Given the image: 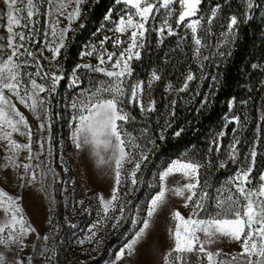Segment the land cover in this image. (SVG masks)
I'll return each mask as SVG.
<instances>
[{
    "label": "snow or ice",
    "instance_id": "1",
    "mask_svg": "<svg viewBox=\"0 0 264 264\" xmlns=\"http://www.w3.org/2000/svg\"><path fill=\"white\" fill-rule=\"evenodd\" d=\"M3 2L5 11L0 19L6 16L4 25L6 35L0 39L6 40L2 47L11 51L0 52V142H3L0 143V149L3 150L0 159L4 161L0 167L11 168L16 172V178L21 181L20 187L38 186V191L48 198L51 212L55 204L54 185L60 176L52 163L53 117L55 115L60 119H66L69 128L67 141L60 142L59 163L62 170L65 173L69 171L64 144L70 142L77 154L84 151L90 153L100 169L101 176H111L114 173V184L107 182L109 188L107 198L103 194L91 197L89 207H83L84 199L76 200L75 196L72 197L74 210L75 205H79L85 212L90 211L93 198L98 201L97 219L89 225L87 235L75 240L81 247L85 243L98 245L100 241L96 240V237L101 230L109 223L112 229H117L126 218L125 212L131 203L127 198L130 192L136 190L137 185L143 183L138 173L149 160L152 147L156 143L154 139L146 136L147 128L137 136L125 127L136 119L129 106L139 107L141 113L155 111V101L147 93L151 90L152 82L161 79L157 71L153 70L147 82V89L144 81H132L134 69L131 61L133 58L140 60V49L145 47L146 34L149 31L157 33L160 37L158 43H162L165 31L170 36L175 35L181 26L185 29L181 41L187 40L190 31L193 59L207 60V56L202 57L201 49L208 47V38L213 35V24L220 19L219 14L223 11V6L216 3L205 12L201 8L203 0H178L177 15L175 7L177 0H115L117 5H123L118 19H112V9H109L103 18L106 24L111 25L108 31L114 35L111 37L105 35L98 44L90 43L85 46V51L81 52V58L95 57L97 63L76 64L72 69L70 84L80 86L84 83V77H87L88 86L80 88V91L70 98L65 97L64 110L67 113L65 117L64 112L54 114L52 111V101L58 94V85L65 78L64 69L57 60L62 54L61 50L66 47L68 33L74 30L73 23L82 15L86 0H27V18L23 24L20 13H23L24 9L16 7L18 0ZM228 2L229 0H225V3ZM41 7L45 8L44 15L49 17L48 27L44 33L45 43L33 51L26 47V44L39 35L32 18L40 15ZM257 7L259 5L256 0H243L244 11L239 15L230 14L226 23L220 25L222 39L216 44L219 56L231 54L219 51L220 46L235 43L240 23L251 20L252 12ZM158 16L160 23L156 26ZM59 17H66L65 26H60ZM173 18L175 28L171 22ZM150 20L152 25L146 27ZM106 24H102L97 31H102ZM18 27L27 28V33L16 31ZM129 32L128 40H121L120 36ZM109 41L114 49H121L118 54L116 51H108L105 45ZM124 43H127V47H123ZM44 49L51 53L50 57L43 56ZM41 58L49 62L50 70L44 69ZM252 67L264 68L258 64H253ZM53 68L55 70H51ZM93 74H100L102 78H94ZM38 78L42 82L38 83ZM194 79L195 75L189 71L178 91H186L189 82ZM215 79L214 76L213 80ZM41 93L45 95L42 96ZM13 98L33 114L38 121L36 128L29 123ZM234 100L235 98L228 103L230 110L234 106ZM247 103L241 101L242 105ZM175 104V100L171 101L173 116ZM224 121L225 128L228 123L235 122L237 127L233 129L234 133L242 127L238 115H225ZM166 124L167 127L171 126L168 122ZM164 131L166 128L161 130L159 136L161 140L165 138ZM182 131L183 129H180L174 135L179 137ZM254 131L255 135L250 141L248 152L242 159L237 149L240 141L233 136L225 155L228 160L239 166L235 173L227 178V187L222 185L216 190L215 197L208 191L210 186L207 180L202 182L201 169L212 166L213 149L219 156L221 139L226 134L223 129L212 137L207 154L202 159L185 151L161 165L153 174V180L157 183L154 194H151L146 202V215L142 221L138 219L142 209L137 205V216L132 218L133 224L142 226L138 227L131 238L115 253V259L106 264H124L126 253L130 256L136 250L138 243L155 222L154 217L160 210L170 206V197L181 198L183 206L190 208V213L185 216L178 209L171 211L174 228H169V235L174 246L169 248L164 257L165 264H264V171L260 173L257 184H253L252 177L260 154L258 149L264 143V106ZM14 135L26 138L27 142H20ZM141 137L144 138L143 143L140 142ZM35 145H38L36 150ZM23 152H27V155L22 160ZM45 152V159L41 160L40 157ZM126 164L132 167L126 168ZM217 166L224 167L225 161L218 160ZM21 168L23 172H19ZM177 173L180 174V179H173L170 186L169 178ZM149 187L153 188V183H149ZM221 189L227 194L222 195ZM71 191L75 192V187ZM62 192L66 194L68 189L65 187ZM21 199V196L10 195L0 188V210L4 214V219L0 221V246L4 249L0 251V264H35V258L43 257L49 252L51 257L47 259L51 262L57 256L56 236L62 223L54 216H50L46 221L48 231L41 235L24 215ZM213 199L215 204L210 203ZM63 223L68 225L69 230L77 228V224L72 223L67 216L63 218ZM30 234H35L36 240L32 244V253L24 257L20 253L29 247L26 241ZM49 240L53 241L51 247L48 244ZM220 240L237 242L240 251L225 254L219 248L210 250L209 246Z\"/></svg>",
    "mask_w": 264,
    "mask_h": 264
},
{
    "label": "trees",
    "instance_id": "2",
    "mask_svg": "<svg viewBox=\"0 0 264 264\" xmlns=\"http://www.w3.org/2000/svg\"><path fill=\"white\" fill-rule=\"evenodd\" d=\"M214 2V1H213ZM224 8H228L227 14H240L237 0H218ZM259 7L252 12V19L246 23H240L237 38L234 44H230L225 53L230 55L223 57L218 53L209 52L202 55L208 59H193V50L190 47L167 48L159 52L143 51L140 60L134 65L135 75L145 77V71L150 66L157 69L161 79L157 81L151 90V98L155 101V111L141 113L139 107L132 106L129 110L136 117L134 122L127 124L128 129L137 136L141 135L144 128L148 129L146 136L156 141L152 147L149 160L142 166L138 173L143 183L137 185L132 191L134 197L142 202L147 200L145 187L153 174L161 165L176 158L182 151L191 150L196 157L202 159L207 154L210 140L223 129L224 117L230 111L229 101L233 98L235 110L241 118L242 127L238 132L231 134V126L226 127V138L221 141L219 156L213 149L212 166L201 169V180H207L208 185L214 184L217 173L222 174L231 165L225 153L228 145L233 141L230 136L240 141L237 147L241 152L250 146L249 138L255 129L258 117L264 106V68H253V64L264 66V0H256ZM115 0H86L83 5L81 24L76 26L68 34L66 47L61 51L60 61L65 76L77 64L82 48L89 42L101 39L104 29H97L105 24L104 16L109 9L116 10ZM203 65V67H201ZM191 71L194 79L189 88L179 92L182 79ZM216 77L213 80V77ZM171 85V87H169ZM61 93V92H59ZM59 99L54 97L53 103H62V94ZM175 100V115H171L173 108L171 101ZM241 101H247L242 105ZM166 122L171 126L167 127ZM53 137L56 136V123H53ZM64 127H62L63 129ZM164 131V139H159L161 130ZM183 129L179 137L174 133ZM229 138V139H228ZM141 143L144 138L141 137ZM151 147V146H150ZM259 155L254 167L253 175L257 177L264 171V143L258 149ZM218 160H224L225 166L218 167ZM55 197L59 217L63 213V203L59 190L56 187Z\"/></svg>",
    "mask_w": 264,
    "mask_h": 264
},
{
    "label": "rangeland",
    "instance_id": "3",
    "mask_svg": "<svg viewBox=\"0 0 264 264\" xmlns=\"http://www.w3.org/2000/svg\"><path fill=\"white\" fill-rule=\"evenodd\" d=\"M214 1V2H213ZM218 0H203V3L201 5V8L207 12L211 6H214L215 2ZM240 10L243 8V0H237ZM219 3V2H218ZM26 5L27 0H18V3L16 5L17 8L24 9L23 13H20L22 15V24L26 22L27 18V11H26ZM117 5V4H116ZM177 9V15L179 10V4L178 0L175 5ZM123 8V5H118V8L116 10H113L112 19H118V14L120 13L121 9ZM69 11L71 8L68 9ZM5 11V4L3 0H0V16L4 14ZM45 8L41 7V13L38 16H34L32 19L35 21V28L39 32L38 36H35L34 39L26 44V47H30L33 51H36V49L40 48L44 43V33L45 29L48 27V21L49 17L44 15ZM228 8L223 7V11L219 14L220 19L216 20L213 24V35L208 38V47L202 48L201 53L202 55L207 54L209 52L218 53L216 44L218 40H221L220 32L221 24L226 23L227 18L230 16V14H227ZM61 20V27L65 26L67 24L66 17H59ZM173 27L175 28V18L172 19ZM160 18L157 17L156 26H159ZM6 24V16L3 19H0V37H3L6 35V29L4 25ZM81 24V17L79 20L75 21L73 23V29ZM106 24V23H105ZM152 25V21H149V24L146 25V27H150ZM29 27H32V25H29ZM111 27L110 24H106V27L104 28V34L102 35V38L105 35L113 36L114 34L110 31H108V28ZM16 31H25L27 33V28L18 27L15 29ZM177 34L175 35H168L165 31V35L163 37V42L158 43L160 37L157 33L149 31L146 34V43L145 47L143 49H140L141 54L143 51L149 52H159L160 50H164L163 54L166 53L167 48H173V47H180V48H187L190 47L192 49V41H191V35L189 31V35L187 40L181 41V36L184 34V27L181 26L177 30ZM69 34V33H68ZM119 35V34H117ZM128 36H130V32L124 35H121L120 38L123 41L128 40ZM100 39H97L96 41H93L91 43L98 44V41ZM6 44L5 39H0V52H10V49H4L2 46ZM90 44V42L88 43ZM87 44V45H88ZM86 46V45H85ZM85 46L82 48V51H85ZM109 52L116 51L117 54L121 49H114L112 46L111 41L107 42L105 45ZM230 46V44L227 45H221L219 48V51H222L223 49H227ZM123 47H127V43L123 44ZM63 50V49H62ZM61 50V51H62ZM23 51V49H21ZM81 54V53H80ZM51 53L47 51V49H44L43 56L44 57H50ZM138 60L133 58L131 61L132 67L134 69V65ZM57 63L61 65L60 57L57 60ZM82 63H92L95 65L97 63L95 57H83L81 58V55L79 57V60L77 64ZM41 64L44 66L45 70H50L49 62L43 58H41ZM73 69V68H72ZM71 69V71H72ZM31 71H35V69H30ZM51 70H55L54 68ZM135 70V69H134ZM155 70L154 67H149L145 71V77L140 78L138 75H135V72L133 73L132 81L135 80H141L145 83V88L147 89V82L149 80V77L151 75V72ZM71 71L68 73L67 76L59 83L58 85V94L55 95L56 99H59L58 95L62 94L63 101L62 103L58 104V101L56 104L52 101V111L53 113L57 112H64L65 117L67 116V113L64 110V99L65 97H71L75 93L80 91V88L87 87L88 81L87 77H84V83L80 86H72L70 84V75ZM83 71V70H79ZM188 73V72H187ZM59 74V73H58ZM157 74L159 75L158 71ZM187 75V74H186ZM94 78H102L100 74H93ZM186 77V76H185ZM184 77V78H185ZM184 78L182 79L180 86L182 87ZM42 82L38 78V83ZM192 82V81H191ZM189 82V85L190 83ZM157 83V81L152 82L151 90L153 89L154 85ZM151 90L147 93L148 96H151ZM61 92V93H59ZM7 94V93H6ZM41 95H45L44 93H41ZM14 102L17 103V107L20 109L21 112L25 114L27 119L29 120V123L33 126V128H36L38 126V121H36L33 114L26 109L23 105H20L17 101H15V98H13ZM147 101V97H146ZM132 106H129V109ZM238 115L235 107L229 111L227 115ZM225 124V121H223ZM53 123H56V136L53 137V158L52 163L53 167L56 168V171L60 174L59 179L57 180L56 184L54 185L55 189L57 185L59 184V190L62 198L63 203V213L59 217L58 210H57V200L55 197V204L52 206V211L49 212V200L44 196V194L40 191H38V186H29L27 188L20 187L21 181L16 178L17 173L13 172L11 168L4 169L0 167V188H3L5 191L9 192L10 195L13 196H21V206L24 211V215L28 218L30 223L37 229V231L43 235L48 231L46 221L50 216H54L57 220L61 221L62 227L60 229L59 234L56 236V250H57V256L54 260L49 262L47 259L48 257H51V252L45 253L43 257H37L35 258V264H106V262H110L115 259V253L124 245V243L127 242L128 239L131 238V236L134 234L135 230H138V227L142 226L141 224H133L132 218L137 216L136 212V206H141V213L139 216V220L142 221L144 216L146 215V202L148 201L151 194H154V188L156 186V183L154 180H150L145 187V193L148 197L145 202H142L134 197V194L130 192L128 196V200L131 201V203L127 206V211L125 212V219L122 221L121 225L117 229H112L111 223L101 230L96 240H99L100 243L97 245L95 243L88 244L85 243L82 247L75 243V240L77 238H81L84 235L88 234V227L91 225L95 220L97 219V207H98V201L96 199L91 200V206L90 211L85 212L83 210V207H89V198L98 196L100 194H103L108 197L109 194V188L108 183L111 182L114 184V173L111 176H101L100 175V169L96 165L95 159L88 153L87 151H84L82 153H76L75 150L71 147L70 142H66L64 144V150H65V160L68 163L69 171L64 172L62 168L60 167L59 163V156L61 154V141L65 140L67 141V136L69 133V128L66 122V119H60L59 117L55 116L53 117ZM242 124V123H241ZM53 126V124H52ZM231 126V134L233 133V129L236 128L235 122L228 123L227 127ZM62 127H64L62 129ZM125 127L128 129L127 125ZM241 128V127H240ZM239 128V129H240ZM225 127H223V130L225 131ZM238 129V131H239ZM255 130V129H254ZM250 135L249 143L252 141L255 131ZM130 131V129H128ZM237 131V132H238ZM131 132V131H130ZM47 135V133H45ZM52 136H53V127H52ZM14 138L18 139L20 142H27L26 138L19 137L18 135H14ZM226 138L225 136L221 139ZM230 139L233 137L230 136ZM228 138V139H229ZM233 140V139H232ZM3 143V142H0ZM262 144L260 145V147ZM259 147V148H260ZM38 148V145L34 146V150ZM237 149L240 152V158L242 159L243 155H246L249 149L244 150L243 152L240 151V149L237 147ZM185 151H182L178 156H180ZM189 155H195V152L191 150H187ZM3 155V150L0 149V156ZM27 155V152L21 153V159ZM46 156V152L44 155H41L40 159L44 160ZM177 156V157H178ZM4 161L0 159V165H2ZM238 164L231 161V165L226 168L225 171L222 172V174L217 173V178L214 182V184L210 185L208 188V191L212 197L216 196V190L218 188H221L222 185H226V180L229 176L233 175L238 168ZM126 168H131L132 165H125ZM19 172H23V169H19ZM260 175V174H259ZM259 175L257 177H253V184H257L259 182ZM173 179H180V174H175L174 177L169 178L170 186ZM60 181H66L67 183H61ZM73 181H75V185H73ZM204 181V180H203ZM202 181V182H203ZM149 183H153L154 187L150 188ZM67 188L68 192L64 194L62 192L63 188ZM75 187L76 191L72 192L71 190ZM221 194L226 195L227 193L224 192L223 189H221ZM75 196L76 200L84 199L85 205L83 207L79 205H75L74 210V201L72 200V197ZM211 204H215V200L210 201ZM169 207L164 208L160 210L159 214L154 217V223L150 226V229L148 230V233L146 236L138 243L136 246V250L129 256L125 255L124 257V264H165L164 257L167 255L168 250L170 247L174 246L173 240L171 236L169 235V228H174V221L171 220V211H174L178 209L183 215L188 216L190 213V208H185L183 206V201L179 197H170L169 199ZM203 215V214H202ZM67 216L72 223L77 224L76 229L69 230L68 225L63 223V218ZM4 219V214L2 210H0V221ZM72 233H75L73 236ZM203 235V234H201ZM36 240L35 234H30L27 237V244L29 247L25 248L20 255L27 257L32 253V244ZM69 241H71V244H69ZM49 247L52 246L53 241L49 240L48 242ZM210 250H216L217 248L221 249L225 254H231L234 252H239L240 247L237 242L229 241V240H220L214 243L213 245L209 246ZM0 251H4L3 246H0Z\"/></svg>",
    "mask_w": 264,
    "mask_h": 264
}]
</instances>
